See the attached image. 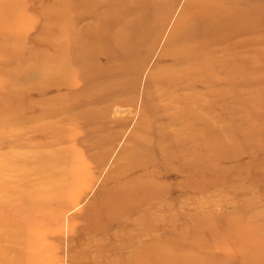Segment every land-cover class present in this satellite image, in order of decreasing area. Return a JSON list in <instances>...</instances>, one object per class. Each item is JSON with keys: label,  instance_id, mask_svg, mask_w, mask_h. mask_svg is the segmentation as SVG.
Returning <instances> with one entry per match:
<instances>
[{"label": "rangeland", "instance_id": "374dc122", "mask_svg": "<svg viewBox=\"0 0 264 264\" xmlns=\"http://www.w3.org/2000/svg\"><path fill=\"white\" fill-rule=\"evenodd\" d=\"M0 264H264V0H0Z\"/></svg>", "mask_w": 264, "mask_h": 264}]
</instances>
